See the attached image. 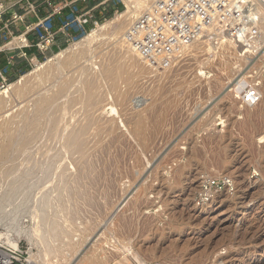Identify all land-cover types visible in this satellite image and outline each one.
Masks as SVG:
<instances>
[{"label":"rangeland","instance_id":"374dc122","mask_svg":"<svg viewBox=\"0 0 264 264\" xmlns=\"http://www.w3.org/2000/svg\"><path fill=\"white\" fill-rule=\"evenodd\" d=\"M113 8L101 26L126 9L121 3ZM116 27L92 41L63 68L53 64L54 68L40 72L44 68L38 62L46 63L74 41L35 61L4 87L0 77V94L5 92L2 97L7 99L0 103V124L8 122L0 128V152L10 146L7 156L18 153L12 155L14 159L17 155L14 161L3 160L5 153L0 160L3 174L14 163L29 167L33 159L43 162L54 157V163L61 166L54 165L49 185L68 173L67 183L73 186L67 184L70 193L64 190L67 193L61 198L64 206L69 205L64 215L73 211L65 215L68 219L62 228H67L62 229L61 240L57 239L58 244L55 240L56 247L64 245V251L57 249L59 257L47 254L42 238L29 242L24 233L9 237L20 238L15 240L18 247L9 242L3 245L21 250L23 264H88L95 255L99 264H264V254L260 255L264 253V42L255 48L244 44L238 48L207 37L197 42L200 36L170 64L156 67L141 62L149 70L134 79L121 103L115 99V90L127 83L113 79L112 72L123 57L125 48L119 44L126 42L127 28L116 31ZM30 72L31 87L15 94L9 84ZM95 86V97L85 96ZM250 101L255 104H247ZM67 134L82 135L79 138L86 143L83 146L79 141L75 151L86 147L81 150L85 156L70 154L77 148L66 147ZM33 141L39 143L31 146ZM20 146L25 148H19L23 153L18 151ZM61 149L64 158L59 155ZM71 155L75 159L80 155V162ZM4 162H13V166L8 168ZM37 219L22 218L21 226L38 225ZM65 231L74 233L66 235Z\"/></svg>","mask_w":264,"mask_h":264},{"label":"bare ground","instance_id":"6f19581e","mask_svg":"<svg viewBox=\"0 0 264 264\" xmlns=\"http://www.w3.org/2000/svg\"><path fill=\"white\" fill-rule=\"evenodd\" d=\"M125 1V4H126V9L122 12V13H117L115 18H113L112 20H110L109 22H107L106 25L104 26H101L99 25L96 29L92 30L91 33H87L85 34L83 37V39H81L80 41H77V42H72L69 46V48H67L66 50H61L56 56H54L53 58H49L47 59V62L46 63H43V62H38V67H42L44 69H42L40 72H46L48 71V69H51V68H54L55 66L53 64H57L60 68H63L70 60H73L74 58L78 57L84 50L85 48L92 43V41L96 40V38H98L100 35H105L109 29L113 26V25H117L116 27V31H120L121 29L123 28H128V26L133 23L136 18L140 15V13L142 11H146L150 8V4L152 2V0H124ZM243 2H247L249 4H251L252 6V10L253 11H247V12H244V15L243 17L244 18H241L237 16L234 17L230 12H227V9H229L231 11L232 8V4H229L228 5V8L224 9L223 12H219V14L217 15L216 19L206 28L208 32H204L200 39L197 41V42H200L201 40L204 39V37H207V38H213V40L215 39L217 42H221L223 40H226V42H229L233 47H240L241 44H244V46H248L249 48H255V46H260L262 45V43L264 42V4H258L255 0H242ZM259 2L261 3H264V1L262 0H258ZM243 21V23L240 24V22ZM242 26L241 29H237V25ZM212 33V34H211ZM215 33V34H214ZM217 33V34H216ZM206 38V39H207ZM19 39H14V41L12 42V44L14 43H18ZM207 41V40H206ZM202 42V41H201ZM216 42V44H217ZM194 43H196V41L190 43L188 46H184L182 49H187L189 46L191 47ZM214 44V43H213ZM210 45V44H209ZM122 47V48H125L124 49V52H123V57L118 59L117 61V65L114 67V72H112V78L115 79L116 81L117 80H121L123 79V81H126L127 83V87L125 85V88L121 87V88H116L115 92H116V97L115 99L117 100H120L121 103L124 102V100H126L129 92H130V87L133 85V83H135L134 79L138 76V75H142L144 73H147V69L149 68L148 66L147 67H144L141 62H144V60L138 55L136 54L135 52L133 53L131 51V47L130 45H128L126 42H123L121 44H119V47ZM193 47V46H192ZM238 47V48H239ZM129 48V49H128ZM241 48V47H240ZM128 52H132V55H130V53ZM247 57V56H246ZM57 62H54L53 60H55ZM146 62V61H145ZM145 65V64H144ZM107 67V66H106ZM151 67V66H150ZM153 67V66H152ZM157 67V66H156ZM187 67V66H186ZM38 69L40 68H37L35 71H37ZM85 69V68H84ZM175 69V68H174ZM149 70V69H148ZM151 71V70H150ZM39 72V73H40ZM86 72V71H84ZM101 74V73H100ZM32 73H26L25 75H22L18 80H16L15 82L9 84V88L12 89L15 94H24L25 92H27V90L31 87L29 84H31V81H30V77H31ZM45 75V74H44ZM43 75V76H44ZM84 75V74H83ZM88 76V75H87ZM85 76V77H87ZM92 76V75H91ZM173 77V76H172ZM32 78V77H31ZM94 79V77L92 78ZM171 79V78H170ZM86 80V79H85ZM78 81V80H77ZM109 81V80H108ZM115 81V82H116ZM92 82V81H91ZM103 85V84H102ZM239 87V86H238ZM96 86L94 87V90H91L88 94H86L85 96H88L89 98H93L95 97L96 95ZM241 88V86L239 87V89ZM244 88V87H243ZM251 88V87H250ZM81 89V88H80ZM249 89V88H248ZM247 89V90H248ZM252 89V88H251ZM255 89V87H254ZM246 90V91H247ZM74 91V90H73ZM78 91V90H77ZM249 91V90H248ZM251 91V90H250ZM76 93V91H74ZM86 92V91H85ZM161 92V90H160ZM5 92H2L0 94V103H5L6 102V98L2 97L3 94ZM164 93V92H163ZM248 93V92H247ZM165 94V93H164ZM255 96H256V93H254ZM253 94V95H254ZM163 95V94H162ZM252 95V96H253ZM254 96V97H255ZM162 97V96H161ZM252 97V98H254ZM147 98V97H146ZM245 98V97H244ZM251 99V97H249ZM78 99V98H77ZM100 99V97H99ZM98 99V100H99ZM170 99V98H169ZM256 99V97H255ZM72 100V99H71ZM101 100V99H100ZM104 100V99H103ZM142 100V99H141ZM140 100V101H141ZM252 100V99H251ZM75 101H76V98H75ZM79 101V100H78ZM78 101H77V104H78ZM95 101V100H94ZM93 101V102H94ZM97 101V100H96ZM146 101V100H145ZM193 101V100H192ZM249 101V100H248ZM127 102V101H126ZM139 102V100H138ZM143 102V100H142ZM205 102V101H204ZM48 103V102H47ZM69 103H75L74 101L73 102H69ZM136 103V102H135ZM140 103V102H139ZM251 103V101H250ZM76 104V105H77ZM84 104V103H83ZM94 104V103H93ZM92 104V105H93ZM97 104V103H95ZM142 104V103H140ZM258 104V103H257ZM73 105V104H72ZM71 105V106H72ZM126 105V104H125ZM136 105V104H135ZM192 105V104H191ZM260 105V104H259ZM69 106V104H68ZM75 106V104L73 105V107ZM95 106V105H94ZM105 106V105H104ZM122 106V105H121ZM160 106V105H159ZM47 107V106H46ZM51 107V106H50ZM54 107H57L56 105ZM81 107V105L79 106ZM78 107V108H79ZM101 107V106H100ZM180 107V106H179ZM196 108V107H195ZM53 109V108H52ZM59 109V108H58ZM68 109V112H69V107L66 108V110ZM70 109H73L70 107ZM80 109V108H79ZM78 109V111H79ZM111 109V108H110ZM164 109V108H163ZM171 109V108H170ZM199 109V108H198ZM74 110V109H73ZM76 110V109H75ZM85 110V109H84ZM157 110V109H156ZM165 110V109H164ZM249 110V109H248ZM255 110V109H254ZM128 111V110H127ZM72 112V111H71ZM74 112V111H73ZM88 112V111H86ZM97 112V111H96ZM83 113V111H82ZM151 113V112H150ZM157 113V112H156ZM167 113V112H166ZM71 114V113H70ZM92 114V113H91ZM138 114V113H137ZM181 114V113H180ZM246 114V113H245ZM261 114V113H260ZM72 115V114H71ZM70 115V116H71ZM102 115V114H101ZM88 116V115H87ZM50 117V116H49ZM80 117V116H79ZM93 117V116H92ZM165 117V116H164ZM69 118V116H68ZM97 118V117H96ZM110 118V117H109ZM108 118V119H109ZM134 119V118H133ZM54 120V119H53ZM84 120V119H83ZM96 120V119H95ZM153 120V119H152ZM58 121V120H56ZM75 122V121H74ZM81 122V121H80ZM107 122V121H106ZM141 122V121H139ZM145 122V121H144ZM53 123V122H52ZM57 123V122H56ZM91 124V122H89ZM104 123V122H103ZM164 123V122H163ZM88 124V126L90 125ZM146 124V123H145ZM48 125V124H47ZM74 125V123H73ZM245 125V124H244ZM8 126V122H2L0 124V128H6ZM35 126V125H34ZM76 126V125H75ZM80 126V125H79ZM87 126V127H88ZM63 127V126H62ZM86 126H83V128L86 130L85 128ZM49 128V127H48ZM58 128V126H57ZM75 127H73L74 129ZM78 128V127H77ZM50 129V128H49ZM48 129V130H49ZM55 129V128H54ZM71 129V130H73ZM76 129V128H75ZM74 129V130H75ZM80 129V128H79ZM47 130V131H48ZM51 130V129H50ZM60 130L62 131V128H60ZM77 130V129H76ZM75 130V131H76ZM144 130V129H143ZM141 129L140 132L143 131ZM82 131V130H80ZM79 131V132H80ZM40 132V130H39ZM49 132H52V131H49ZM71 132V131H70ZM89 132V131H88ZM87 132V133H88ZM99 132V131H98ZM45 133V132H44ZM61 132H59V135H60ZM62 133H64V131H62ZM61 133V134H62ZM68 133V132H67ZM78 133V130L77 132ZM82 133H85L84 130L82 131ZM242 133V132H241ZM56 134V133H55ZM70 134V133H69ZM72 134V133H71ZM70 134V135H71ZM34 135V134H33ZM32 135V136H33ZM37 135V134H36ZM41 135V134H40ZM58 135V136H59ZM64 135V134H63ZM67 134V137H65L68 141V144L66 147H70L71 149H74L72 147H75L77 143H80L79 141H82L83 139L79 138L81 136L77 135L75 136H70ZM146 135V134H145ZM151 135V134H150ZM29 136V139H31L30 135ZM49 136V135H48ZM46 135V137H48ZM53 136H54V133H53ZM52 136V138L54 139V137ZM62 136V135H61ZM45 137V136H44ZM43 137V138H44ZM60 137V136H59ZM162 137V136H161ZM34 138H36V136L34 135ZM49 138V137H48ZM48 138H45L47 142V139ZM64 138V139H65ZM158 138V137H157ZM25 139V138H24ZM29 139L27 138L26 140L29 141ZM44 139V140H45ZM50 139V138H49ZM53 139L51 140L53 142ZM62 139V138H60ZM81 139V140H80ZM85 139V138H84ZM87 139V138H86ZM155 139V138H154ZM23 140V139H22ZM33 140V139H32ZM44 140H42L44 142ZM25 141V140H24ZM37 141V140H36ZM50 141V143H51ZM100 141V140H99ZM26 142V143H25ZM25 145L28 143L27 141H25ZM44 142V144H45ZM64 144H65V141H63ZM24 143H21L24 144ZM31 143V146L32 144H35V142L33 141L30 142ZM29 143V144H30ZM39 143V142H37ZM37 143L35 145H37ZM62 143V141H61ZM60 143V145H61ZM67 143V142H66ZM81 145L84 146V141H82ZM16 144V143H15ZM43 144V143H41ZM43 144V145H44ZM52 144V143H51ZM50 144V146H51ZM55 144V143H54ZM53 144V145H54ZM88 144V143H87ZM153 144V143H152ZM39 145V144H38ZM46 145V144H45ZM57 145V143H56ZM4 146V145H3ZM2 146V147H3ZM24 146V145H23ZM27 146V145H26ZM29 146V145H28ZM78 148L79 145H77ZM83 146H81L82 148L80 149V152L81 154L83 153L82 156H85L84 154H86V152H82L84 149H86V147L83 148ZM86 146V145H85ZM22 146L18 147L21 148ZM42 147V146H41ZM63 147V146H62ZM88 147V146H87ZM93 147V146H92ZM10 148V146H4L2 149L3 151L0 152V160H2V158L5 156V153H9L8 152V149ZM24 148V147H22ZM32 148H35V146H33ZM47 148H50L49 145ZM46 148V149H47ZM54 148V147H53ZM52 148V149H53ZM56 148V146H55ZM54 148V150H55ZM77 148V147H75ZM77 149H74L73 152H71L70 154L73 155L74 157V154L77 153H80V152H77L75 150H78ZM25 149V148H24ZM28 149H31V147H29ZM39 149V147L37 148V150ZM42 148H40L41 150ZM58 150L60 149L59 147L57 148ZM17 150V149H16ZM63 151V149H61ZM82 150V151H81ZM1 151V150H0ZM18 151H21L20 149ZM36 151V148L35 150ZM46 151V150H45ZM52 151V150H51ZM57 151V150H56ZM55 151V152H56ZM71 151V150H69ZM75 151V153H74ZM15 152V151H14ZM23 153V151H21ZM21 152H19L21 154ZM25 152V151H24ZM29 152H32L34 153L32 150L28 151ZM43 152L42 151V155H43ZM55 152L53 154H55ZM6 153V157L5 159L3 158V160H6V158H8L9 156H7L8 154ZM17 153V152H15ZM12 154V155H15ZM57 153V152H56ZM40 156H41V153H39ZM51 154V155H53ZM59 154V151L57 153V155ZM64 151H63V154L61 155V153L59 154L60 156H64ZM69 154V153H68ZM80 154V155H81ZM11 155L10 153V157L11 158V161L13 159V161L16 159H14V157ZM23 155V154H22ZM50 155V157H51ZM58 155V159L62 158V157H59ZM66 155V154H65ZM71 155V157H72ZM80 155L78 157L73 158L77 161V158L78 160L80 159ZM21 156V155H20ZM27 156V155H26ZM34 156V155H32ZM13 157V158H12ZM30 157H31V154H30ZM35 157V156H34ZM33 157V158H34ZM39 157V156H38ZM49 157V158H50ZM70 157V158H71ZM8 158V159H9ZM21 159V157H19ZM69 157L66 158V160L68 159ZM84 158V157H83ZM36 159V158H35ZM57 159V158H55ZM54 159V157L50 158V159H46L45 161L41 162V160L38 159V161L40 162H35L33 160H31V162L33 164H31V166H24V164H20L19 166H17V163H16V166H15V163L13 164V162L11 164L8 163V165L5 164L4 162V165L8 168L13 164L14 167H10L11 169L8 170L7 168V172H3L1 171V175H0V226L2 228H4L5 231L1 232L0 233V244H7V242H9V245H14V246H17L18 245L16 243L15 240H18V239H12V238H9L11 236V234L13 233H16V235H21V233H24L26 238L29 240V242H33L36 240V237L38 239V237H40V239L42 238L43 239V244H44V248H45V251L48 253H51L50 255L53 256V254H56L57 255V249L59 246L56 247V245L58 244V242L61 240L60 238H62L61 234H63L62 232V229L64 230V228H67L64 226V228H62L63 226V221L64 220H67L68 217L66 218V216H68V213L72 210L71 208L70 211L66 212L65 215H64V212L66 211L65 208L67 209V207L69 205H65L66 204V200L64 201L65 203L62 204L63 202L61 201V198H62V195L63 193L68 190V187H67V182L69 181V179L67 180L66 179V176L69 177V175H67L66 173H62L64 172V170L66 171V165H68V163L65 165V167L63 166V168H65L64 170L62 169L61 173L60 174L61 176H57L58 173H56V181L53 183V185H49V183H51V180L53 179V173L55 172L54 169V165L57 163H54L56 160ZM72 159V160H73ZM10 160V159H9ZM8 160V162H9ZM22 160V159H21ZM28 160V159H27ZM30 160V159H29ZM55 160V161H54ZM63 160V159H62ZM7 161V160H6ZM17 161V160H16ZM15 161V162H16ZM20 161V160H18ZM61 161V160H60ZM59 160L57 162H60ZM87 161V160H86ZM65 162V161H64ZM78 162V161H77ZM80 162V160H79ZM143 162V161H142ZM21 163V161H20ZM28 163V162H27ZM27 163L25 165H27ZM63 163V162H61ZM86 163V162H85ZM1 164V162H0ZM29 164V163H28ZM3 165V166H4ZM12 165V166H13ZM77 165V164H76ZM83 165V164H82ZM81 165V166H82ZM1 166V165H0ZM4 166V167H5ZM24 166V167H23ZM58 166V165H57ZM61 166V165H60ZM58 166V167H60ZM57 167V168H58ZM68 167V166H67ZM69 168V167H68ZM6 168H4V171H5ZM81 169V168H80ZM56 170V169H55ZM70 171V169H69ZM68 172V171H67ZM72 172V171H71ZM60 173V172H59ZM72 174V173H70ZM78 174V173H77ZM81 174V173H80ZM59 175V174H58ZM73 175V174H72ZM67 177V178H68ZM71 177V175H70ZM52 178V179H51ZM79 179V178H78ZM67 180V181H66ZM75 180V178H74ZM73 180V181H74ZM76 181V180H75ZM74 181V184H76L77 186V183H75ZM71 183V181H70ZM80 183V182H79ZM69 187H73L72 184H68ZM75 186V187H76ZM78 188V186H77ZM79 189V188H78ZM76 189V190H78ZM65 190V191H64ZM82 190V189H80ZM79 190V191H80ZM70 191H71V188H70ZM85 191V190H84ZM77 192V191H75ZM67 193V192H65ZM64 193V194H65ZM68 193L69 190H68ZM73 193V192H72ZM71 193V195L73 196V194ZM81 193V192H80ZM67 195V194H66ZM77 195V194H76ZM68 196V195H67ZM70 196V195H69ZM71 196V197H72ZM64 198H66V196L64 195L63 196ZM74 197V196H73ZM68 197V200L70 198V201L71 202V199H73ZM77 197V196H76ZM63 198V200H64ZM67 199V198H66ZM77 200V199H76ZM78 202V201H77ZM73 203V202H72ZM68 204V202H67ZM74 209V208H73ZM73 211V210H72ZM74 214V212L72 213ZM73 216V215H72ZM76 215H74L75 217ZM78 216V215H77ZM71 217V216H70ZM22 218H25V219H30V220H34L35 219H40V223L38 224L40 226V230L37 231V223L35 225H32V227H29L28 226L26 228H23L21 226V221H22ZM66 218V219H65ZM37 219V220H38ZM74 218L72 217L71 220H73ZM76 219V218H75ZM78 219V218H77ZM26 221V220H25ZM77 221V220H75ZM75 221H74V224H73V221H72V224L71 225L72 227L75 225ZM33 222V223H34ZM39 222V221H38ZM70 222V221H69ZM68 224V223H66ZM26 224H24L23 226H25ZM31 225V224H30ZM37 225V226H38ZM68 228H69V224L67 225ZM71 227V228H72ZM70 228V229H71ZM76 228V227H75ZM83 229V228H82ZM86 229V227L84 228ZM68 230V229H66ZM94 230V229H93ZM91 231V230H90ZM66 234V231L64 232ZM71 233H74L70 231H67V234H70L72 235ZM64 234V235H65ZM66 234V235H67ZM76 234V233H75ZM69 235V236H70ZM60 237V238H59ZM65 237V236H64ZM71 237V236H70ZM73 237V236H72ZM71 237V238H72ZM59 238V239H58ZM41 239V240H42ZM59 241H58V240ZM57 241V244H55V242ZM78 240V239H77ZM38 241V240H36ZM65 241L62 239V242ZM60 242V243H62ZM81 242V241H80ZM37 243V242H35ZM41 243V245H42ZM66 243V242H65ZM34 244V243H33ZM69 244V243H68ZM31 245V243H30ZM37 245H39L37 243ZM62 245V244H61ZM60 245V247H62ZM35 246V245H34ZM40 246V245H39ZM68 246V245H67ZM41 247V246H40ZM43 247V246H42ZM59 249L63 250L64 249V245H63V248H60ZM76 247V245H75ZM14 248V247H13ZM69 248V246H68ZM70 249V248H69ZM31 250V249H30ZM59 250V251H60ZM74 250V249H73ZM72 250V251H73ZM41 251V249H40ZM44 251V252H45ZM64 251V250H63ZM41 251V253H44ZM57 252V253H56ZM61 252V251H60ZM0 253L4 254L5 252L2 251L0 249ZM32 254V253H31ZM69 254V253H68ZM264 253H261L260 255H262ZM49 255V256H50ZM63 256V255H62ZM66 256V255H65ZM54 257V256H53ZM57 257H59L57 255ZM31 258V257H30ZM62 258V257H61ZM33 259V258H32ZM85 259H88V258H85ZM56 260V259H55ZM59 263V262H58ZM88 264H99V259L98 257L95 255V256H92L90 259H89V262Z\"/></svg>","mask_w":264,"mask_h":264},{"label":"built area","instance_id":"2783aa9c","mask_svg":"<svg viewBox=\"0 0 264 264\" xmlns=\"http://www.w3.org/2000/svg\"><path fill=\"white\" fill-rule=\"evenodd\" d=\"M99 1L95 8L109 3L113 7L121 3L127 8L124 0ZM48 4L53 6L50 0ZM229 4H232L233 9L231 11L227 9V12L234 17H241L244 12L253 11L251 4L242 0H152L150 8L142 11L128 26L125 41L144 61L157 67L170 64L180 50L198 39L216 19L219 12H223ZM69 5L71 10L60 19L58 27L55 23V15L60 12V9L54 6L51 14L36 23L27 25L24 32L16 35L11 30V24H18L24 19L25 14L36 13L38 6L31 0H21L19 6L24 9L25 14L13 11L10 18L5 19L9 7L6 0H0V40L4 39L5 44L9 45L17 38L18 43L26 41L27 47L35 46L42 53H46L56 42L59 31L68 35L69 43L75 42L89 30L96 29L102 20H107L104 14L96 16L95 8H82L76 4V1L70 2ZM240 24L237 25V29H241ZM31 33L36 36L34 43L29 42L25 37ZM18 43L13 45H18ZM2 48L0 44V50ZM23 56L27 57V54L23 53ZM0 77L1 87H4L8 83L5 71H0ZM247 104L254 105L255 102L251 101ZM0 249L5 252L0 253V264H23L21 250L10 249L2 244H0Z\"/></svg>","mask_w":264,"mask_h":264},{"label":"crops","instance_id":"0c3cea01","mask_svg":"<svg viewBox=\"0 0 264 264\" xmlns=\"http://www.w3.org/2000/svg\"><path fill=\"white\" fill-rule=\"evenodd\" d=\"M20 1L21 0H6L9 10L5 15V19L10 18L13 11L24 13V9L19 6ZM31 1L37 4L38 10L36 13H24L25 16L23 20L19 21L18 24H11V30L16 35L24 32L27 25L36 23L37 21L51 14L53 12L54 6L60 9V12L55 15V23L58 27L60 25V19L68 14L71 10L69 5L70 2L76 1V4L82 8H95L100 2L99 0H50L53 2V6H51L48 4L49 0ZM113 9V6L109 3L95 8L94 13L96 16H100L102 14L109 15V12H111V10L113 11ZM25 37H27L29 42L34 43L36 41V36L33 33L28 34ZM5 42L6 41L4 39L0 40V44H5ZM26 43L27 42L25 41L24 43H18V45L5 44L2 50H0V71H5V77L8 81L20 76L23 72L28 70L33 65V63H35V61H39L41 58H43V56L57 52L69 44L68 35L63 31H59L57 33L56 42L46 53H42L35 46L27 47ZM23 53H26L27 57H24Z\"/></svg>","mask_w":264,"mask_h":264},{"label":"trees","instance_id":"16d2710c","mask_svg":"<svg viewBox=\"0 0 264 264\" xmlns=\"http://www.w3.org/2000/svg\"><path fill=\"white\" fill-rule=\"evenodd\" d=\"M110 13H112V10H111V12H109V14H110Z\"/></svg>","mask_w":264,"mask_h":264}]
</instances>
